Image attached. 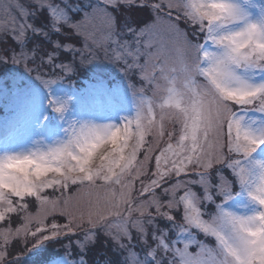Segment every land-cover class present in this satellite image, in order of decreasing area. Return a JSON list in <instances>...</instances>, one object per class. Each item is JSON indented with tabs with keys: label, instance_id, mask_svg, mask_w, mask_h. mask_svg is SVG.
Returning <instances> with one entry per match:
<instances>
[{
	"label": "snow or ice",
	"instance_id": "obj_1",
	"mask_svg": "<svg viewBox=\"0 0 264 264\" xmlns=\"http://www.w3.org/2000/svg\"><path fill=\"white\" fill-rule=\"evenodd\" d=\"M255 7L251 0H13L4 7L0 91L38 101L41 89L107 63L123 66L125 82L138 75L152 97L126 82L134 117L68 121L63 139L0 156V264H21L49 242L62 253L49 252L44 264H264V159L256 155L264 146V5L258 20ZM45 65L54 70L42 72ZM48 106L61 120L70 110L68 99L50 98ZM237 108L261 118L246 120ZM73 186L77 195H68ZM85 189L87 202L75 204ZM18 245L23 251H14Z\"/></svg>",
	"mask_w": 264,
	"mask_h": 264
},
{
	"label": "rangeland",
	"instance_id": "obj_2",
	"mask_svg": "<svg viewBox=\"0 0 264 264\" xmlns=\"http://www.w3.org/2000/svg\"><path fill=\"white\" fill-rule=\"evenodd\" d=\"M13 2V0H0V23H3L7 20V16L3 12L4 7ZM22 3H26L27 0H21ZM75 2V0H73ZM95 2V0H93ZM252 3L256 5L254 11L251 13L255 19H260L259 7L264 5V0H251ZM175 15V14H173ZM183 21L184 23H181ZM179 27L183 30H186L191 37V28L185 23L183 18L178 21ZM80 44L75 45L76 47L83 46V40L80 37H77ZM97 38H99V32H97ZM160 39L165 43L169 42L172 37L170 33L167 32L165 27L162 25L160 28ZM91 43V40H89ZM209 50L212 49L211 45H207ZM63 57L69 58L68 56L62 54ZM87 56V53H85ZM96 56L101 61H106L105 52L103 48L96 49ZM79 62V56H77V63ZM11 68L12 66H8ZM122 65L116 66L107 63H102L99 66L89 65L84 68H80L77 72L71 77L70 80H66L62 83H57L51 87L49 90H40L39 98L44 102L45 109V121L43 128H40V131H43L42 141L45 144H50L54 140L63 139L65 136L64 129L68 126V121H76L77 126L79 123L89 120L94 123H120L121 117L128 116L129 118L134 117L135 115V105L131 100L127 88L126 82L132 83L136 88H140L142 85L147 89L145 92L146 97H152L151 88L144 84L138 78V75H132L130 81H124L119 69L122 68ZM89 72V77L80 76L79 71L84 70ZM42 72H51L52 69L50 66L45 65L40 69ZM20 75L28 79L27 74L23 69H14ZM56 72L60 70L55 69ZM4 74V69L0 68V77ZM36 87H39L36 85ZM50 93V95H49ZM119 93V97H117ZM53 99H68L69 100V111L66 113L64 120H61L56 113L52 112L51 108L48 106V100ZM36 101L29 100L24 95H16L11 91H0V136L4 135L5 131L16 122L20 121L24 114L30 110V105ZM236 111L243 115L246 120L260 119L259 113L253 112H241L240 109ZM134 127V125H133ZM171 127V125H169ZM146 139L151 142L153 140L152 136L146 137ZM175 141L173 140V143ZM163 146V144H161ZM258 159H264V146L256 154ZM139 159H143V152L140 153ZM242 159V157H241ZM98 162V161H97ZM226 175L230 176V172L227 169H224ZM258 180V177H257ZM136 187L139 188V183L137 182ZM87 189L78 194L77 200L74 201L75 204H85L87 202ZM46 195L52 196V190H47ZM68 195H77L75 192V186L68 190ZM102 194V193H101ZM55 195H59V192H56ZM31 207L30 211H35V204L30 201ZM214 208L210 207L209 211H213ZM47 223V222H46ZM13 227L17 226V222L13 221ZM35 227V224L32 225ZM196 240L203 241L206 245L215 246V241L212 238H206L203 235L195 234ZM29 240L31 238L29 237ZM31 245L29 244V247ZM23 245H18L14 251H23ZM195 251L193 247L191 249ZM62 253V247L60 243L49 242L48 244L42 246L41 248L35 249L32 252H28L23 256L21 264H44L45 256L49 252Z\"/></svg>",
	"mask_w": 264,
	"mask_h": 264
},
{
	"label": "bare ground",
	"instance_id": "obj_3",
	"mask_svg": "<svg viewBox=\"0 0 264 264\" xmlns=\"http://www.w3.org/2000/svg\"><path fill=\"white\" fill-rule=\"evenodd\" d=\"M30 108L20 121L12 124L4 135L0 136V156L6 151H26L32 147L35 140L43 139V131H40L45 121L43 100L39 98ZM87 121L89 120L85 122Z\"/></svg>",
	"mask_w": 264,
	"mask_h": 264
},
{
	"label": "trees",
	"instance_id": "obj_4",
	"mask_svg": "<svg viewBox=\"0 0 264 264\" xmlns=\"http://www.w3.org/2000/svg\"><path fill=\"white\" fill-rule=\"evenodd\" d=\"M140 19H144L143 15L140 16ZM181 23H184V22L181 21ZM66 31H67V29H66ZM61 39H64V37H61ZM70 42H71V44H74V45H79L80 44V42H79L77 37H71V41ZM62 59L67 60L69 58H66V57L62 56ZM79 74H80V76H83V77H89V72L85 71V69L84 70H80Z\"/></svg>",
	"mask_w": 264,
	"mask_h": 264
}]
</instances>
